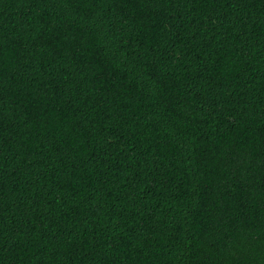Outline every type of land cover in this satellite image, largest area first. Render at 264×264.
I'll return each instance as SVG.
<instances>
[{
  "label": "trees",
  "instance_id": "trees-1",
  "mask_svg": "<svg viewBox=\"0 0 264 264\" xmlns=\"http://www.w3.org/2000/svg\"><path fill=\"white\" fill-rule=\"evenodd\" d=\"M0 264H264V0H0Z\"/></svg>",
  "mask_w": 264,
  "mask_h": 264
}]
</instances>
